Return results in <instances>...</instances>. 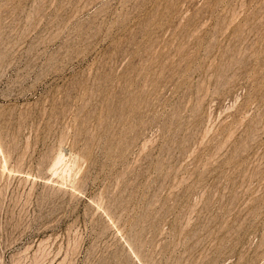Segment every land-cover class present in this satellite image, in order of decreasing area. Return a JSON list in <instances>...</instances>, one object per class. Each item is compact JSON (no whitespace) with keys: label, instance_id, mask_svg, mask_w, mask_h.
Listing matches in <instances>:
<instances>
[{"label":"rangeland","instance_id":"374dc122","mask_svg":"<svg viewBox=\"0 0 264 264\" xmlns=\"http://www.w3.org/2000/svg\"><path fill=\"white\" fill-rule=\"evenodd\" d=\"M0 264H264V0H0Z\"/></svg>","mask_w":264,"mask_h":264},{"label":"bare ground","instance_id":"6f19581e","mask_svg":"<svg viewBox=\"0 0 264 264\" xmlns=\"http://www.w3.org/2000/svg\"><path fill=\"white\" fill-rule=\"evenodd\" d=\"M63 156V155H62ZM62 160V159H61ZM63 162V161H62ZM58 165V164H57ZM67 170V169H66ZM61 174H63V173H61Z\"/></svg>","mask_w":264,"mask_h":264}]
</instances>
